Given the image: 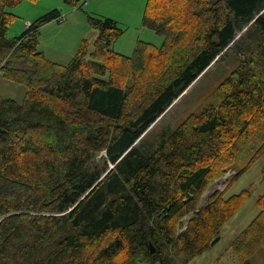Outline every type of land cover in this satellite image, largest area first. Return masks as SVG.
<instances>
[{
  "label": "trees",
  "instance_id": "obj_1",
  "mask_svg": "<svg viewBox=\"0 0 264 264\" xmlns=\"http://www.w3.org/2000/svg\"><path fill=\"white\" fill-rule=\"evenodd\" d=\"M21 1L0 0V75L25 87L21 102L0 96V264H187L248 195L204 198L210 181L264 159V0H148L143 22L163 41L131 56L109 49L115 20L88 15L92 48L65 64L37 48L57 9L7 36L4 8ZM231 52L215 102L147 134ZM258 201L232 242L238 264L264 249Z\"/></svg>",
  "mask_w": 264,
  "mask_h": 264
},
{
  "label": "rangeland",
  "instance_id": "obj_2",
  "mask_svg": "<svg viewBox=\"0 0 264 264\" xmlns=\"http://www.w3.org/2000/svg\"><path fill=\"white\" fill-rule=\"evenodd\" d=\"M70 4L64 0H22L5 11L13 14L7 36L21 34L37 17L57 9L61 19H54L42 25L37 36V48L44 57L59 64H65L76 53L82 40L88 43V51L97 31L91 26L88 15L111 18L116 21L121 34L109 45L111 51L131 56L138 40L148 42L158 48L163 38L143 22L148 0H75ZM155 16V14H153ZM236 55L231 52L205 71L183 92L178 100L149 129L150 136L165 126L175 127L189 113L196 112L204 104L215 102L217 86L237 64ZM25 87L9 81L0 75V96L21 102ZM227 173V172H226ZM225 173V174H226ZM224 174V175H225ZM223 174L214 177L202 196L215 191H224L227 197L248 190L243 203L223 224L219 240L209 245L187 264H238L233 240L245 229L260 211L259 196L264 193V159L257 158L243 173L230 180ZM252 264H264V249L258 248L250 257Z\"/></svg>",
  "mask_w": 264,
  "mask_h": 264
},
{
  "label": "built area",
  "instance_id": "obj_3",
  "mask_svg": "<svg viewBox=\"0 0 264 264\" xmlns=\"http://www.w3.org/2000/svg\"><path fill=\"white\" fill-rule=\"evenodd\" d=\"M233 174H234L233 171H227V173H226L225 175L223 174L222 177H223V176H226V177H225V180H226L229 176H231V175H233Z\"/></svg>",
  "mask_w": 264,
  "mask_h": 264
}]
</instances>
